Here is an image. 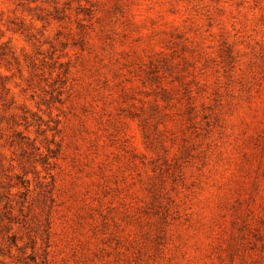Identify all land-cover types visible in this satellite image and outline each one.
I'll return each instance as SVG.
<instances>
[{
    "label": "rangeland",
    "instance_id": "obj_1",
    "mask_svg": "<svg viewBox=\"0 0 264 264\" xmlns=\"http://www.w3.org/2000/svg\"><path fill=\"white\" fill-rule=\"evenodd\" d=\"M0 264H264V0H0Z\"/></svg>",
    "mask_w": 264,
    "mask_h": 264
}]
</instances>
